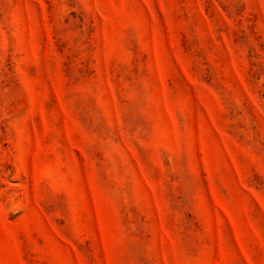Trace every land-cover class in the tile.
<instances>
[{
    "label": "rangeland",
    "instance_id": "374dc122",
    "mask_svg": "<svg viewBox=\"0 0 264 264\" xmlns=\"http://www.w3.org/2000/svg\"><path fill=\"white\" fill-rule=\"evenodd\" d=\"M0 264H264V0H0Z\"/></svg>",
    "mask_w": 264,
    "mask_h": 264
}]
</instances>
